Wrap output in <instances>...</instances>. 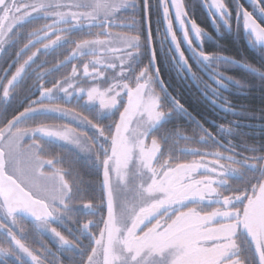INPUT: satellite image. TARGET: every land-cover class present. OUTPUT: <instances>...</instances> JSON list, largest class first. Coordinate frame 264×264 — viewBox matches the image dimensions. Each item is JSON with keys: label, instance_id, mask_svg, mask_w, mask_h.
<instances>
[{"label": "snow or ice", "instance_id": "6c2138e0", "mask_svg": "<svg viewBox=\"0 0 264 264\" xmlns=\"http://www.w3.org/2000/svg\"><path fill=\"white\" fill-rule=\"evenodd\" d=\"M233 2L244 29L255 42L264 43V22L240 0ZM204 3L214 9V23L222 20L231 26L234 9L225 0ZM131 4L132 0H0V54L22 44L15 58L0 69V264H65L45 245L36 248L29 243L28 221L33 234L50 231L57 238L59 250L68 254L67 264H264V152L243 155L228 146L231 154H225L186 147L179 150L199 159L173 163L180 140L173 137L166 142L151 132L167 111L156 87L158 69L150 73V67H144L137 75L140 33L109 30L132 29L135 19L131 24L118 23L117 16ZM160 4L172 41L177 42L176 22L186 39L202 38L204 30L189 16L183 0H160ZM253 4L264 15V0ZM143 6L148 8L150 0H143ZM40 20L45 23L28 31L27 42H22L25 26ZM85 27L94 38L70 40L67 34ZM65 43L74 47L61 63L87 60L83 76L92 86L75 82L79 78L73 65L63 81L51 87L38 83L39 97L25 95L28 106L9 118L8 108L40 51L31 49L41 44L47 52ZM176 47L180 61L187 65L179 42ZM199 55L210 60L216 54L200 51ZM116 60L119 73L106 75L108 70L115 72ZM42 79V74L37 76V81ZM74 96L87 115L65 107ZM56 114L72 116L95 131L89 136L74 129L30 124ZM117 114L118 119H113ZM105 116L111 123H103ZM53 138L67 140L89 154L102 174L106 200L99 205L85 202L78 174L56 167L54 158H42L45 144ZM200 140L220 143L208 132ZM46 165L53 171L46 172ZM18 210L28 215L18 217ZM81 210L99 219L83 223L73 239L51 226L64 224ZM239 237L246 247L237 243Z\"/></svg>", "mask_w": 264, "mask_h": 264}, {"label": "flooded vegetation", "instance_id": "af4514ba", "mask_svg": "<svg viewBox=\"0 0 264 264\" xmlns=\"http://www.w3.org/2000/svg\"><path fill=\"white\" fill-rule=\"evenodd\" d=\"M210 2L211 0H209ZM225 2L234 9L231 26L225 25L218 17L219 24L214 23L212 18L214 9L210 10L204 0H183L189 16L195 19L204 30L202 38L191 35L186 39L181 25L178 22L174 24L177 42L180 43L181 50L187 58V65L180 61L176 47L177 42L172 41L167 32L160 0H150L148 8L143 6V0H132V4L127 9L117 13V16L118 23L131 24L132 20L135 19V24L131 26L134 30L124 27L109 29L113 33L120 34L140 33L142 39L141 50L136 58L137 75L139 70L144 67H150V73H154L158 69L156 71V87L157 91L161 93V99L167 111L165 116L154 125L151 132L157 138L166 139V142L173 137L180 140L179 145L176 146L178 151L174 153L177 159H174L173 163H187L193 159H199L198 156L185 155L183 150H179L186 147L198 148L202 151L219 150L225 154H231L228 152V146L235 147L236 152L243 155H252L251 151L264 152V43L255 42L250 33L244 29L242 21L236 16V5L233 0H225ZM240 3L249 11H253L258 19L264 22V15L256 10L253 0H240ZM171 11L174 16L175 10L171 9ZM43 23L45 21L40 20L34 24L26 25L21 36L22 42H27L26 33L28 31ZM87 31L85 27L67 35H69L70 40L76 41L94 38L89 37ZM59 34L66 35L64 33ZM52 39H55V36ZM189 39L191 43H189ZM21 46L22 44L13 45L8 48L6 53L0 54V69L7 67ZM115 46L119 47L118 45ZM72 47H74L73 44L65 43L62 47H55L45 52L43 46L37 44L35 48L31 49V51H36L38 48L40 51L35 58V63L32 64L33 71L20 85L19 96L12 101L8 108L9 118L16 111H21L28 106L25 95L31 99L39 97V91L36 87L38 83L44 84L45 87H51L53 82L63 81L70 76L73 65L77 67L79 78L75 82L85 88L92 86V81L83 76V63L87 60L81 58L61 63L66 56L70 55ZM200 51L216 55L212 59L206 60L199 55ZM100 55L103 56V53ZM88 59L92 58L89 57ZM115 62L117 64L115 72L108 70L106 75L112 76L119 73V60ZM14 70L13 68L10 72ZM40 74L43 75V79L37 81V76ZM219 81H223V83ZM103 86L106 87L107 85ZM60 96L62 99H66L63 97V93ZM122 99L126 100V97L122 95ZM65 107L75 109L82 115L88 114L77 106L75 96ZM91 107L94 108L95 106ZM104 119L103 123H111V120H107V116ZM113 119H118V114ZM40 123L60 130L64 128L74 129L76 133L83 132L89 136L95 131L89 126L79 124L72 116L59 114L38 118L36 121L30 122L32 126ZM204 132L213 134L220 143L217 144L210 140L204 144L205 142L200 140V136ZM184 137H191L192 139L185 141ZM81 140L84 143L87 142L84 141L83 137ZM146 143L150 146L151 137ZM250 145L255 146L254 149H250ZM41 156L44 159L54 158L56 167L78 174L81 181V196L86 202L85 193L88 192V196L91 193L87 188L85 171H88V168L89 170L97 168L89 154L81 152L75 144L67 140L53 138L50 144H45V151L41 153ZM207 159L211 161L213 158L207 157ZM79 169H81L80 172H78ZM44 170L46 172L53 171L47 165ZM99 175L103 196L102 174L99 173ZM66 178L70 179V177ZM92 202L96 204L94 201ZM85 212L86 210L78 211L73 214L72 220L66 219L64 224L53 223L51 226L68 239H73L74 234H77V230L83 223L88 220H95V216L86 215ZM16 215L18 217L25 216L20 212H17ZM88 216L91 218L89 219ZM25 227L29 230V243L32 246L40 248L41 244L45 245L52 250L57 258L63 259L67 264L68 254L59 250L58 240L50 231L33 234L30 221L25 223ZM243 239V237H239L237 243L246 247ZM48 259L52 260L53 257L49 256Z\"/></svg>", "mask_w": 264, "mask_h": 264}, {"label": "trees", "instance_id": "16d2710c", "mask_svg": "<svg viewBox=\"0 0 264 264\" xmlns=\"http://www.w3.org/2000/svg\"><path fill=\"white\" fill-rule=\"evenodd\" d=\"M88 171H85V179H86V184L87 188L90 190L89 192L91 193L88 196V192L85 193V200H92L96 203V205H99L101 200L103 199L102 192L100 189V171L97 168H93L92 170L87 169ZM81 169L78 170L80 172ZM105 215V209L104 213ZM90 219L91 217L88 216ZM99 219V215L95 216V220ZM72 220V219H71ZM102 226V225H101Z\"/></svg>", "mask_w": 264, "mask_h": 264}, {"label": "water", "instance_id": "95a60500", "mask_svg": "<svg viewBox=\"0 0 264 264\" xmlns=\"http://www.w3.org/2000/svg\"><path fill=\"white\" fill-rule=\"evenodd\" d=\"M103 177L101 176V181H102ZM103 190V189H102ZM103 196H104V200H106V193L103 190ZM18 212L28 215L27 213H25L23 210H18ZM105 216H106V208H105Z\"/></svg>", "mask_w": 264, "mask_h": 264}, {"label": "rangeland", "instance_id": "374dc122", "mask_svg": "<svg viewBox=\"0 0 264 264\" xmlns=\"http://www.w3.org/2000/svg\"><path fill=\"white\" fill-rule=\"evenodd\" d=\"M119 46V45H118ZM120 47V46H119Z\"/></svg>", "mask_w": 264, "mask_h": 264}]
</instances>
